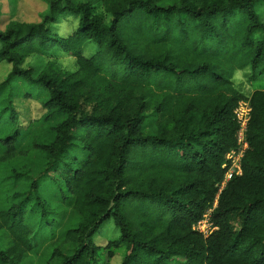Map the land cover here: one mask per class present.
<instances>
[{
    "label": "trees",
    "instance_id": "obj_1",
    "mask_svg": "<svg viewBox=\"0 0 264 264\" xmlns=\"http://www.w3.org/2000/svg\"><path fill=\"white\" fill-rule=\"evenodd\" d=\"M42 1L39 22L12 11L4 23L0 3V64L13 67L0 82V165L10 168L0 184L12 185L0 208V264H31L60 227L64 212L42 197L49 183L75 221L45 264H111L119 253L120 264H264V90L246 96L234 82L244 70L252 82L264 77V0ZM67 15L79 25L63 37L54 27ZM59 53L76 69L49 60ZM18 81L27 94L13 93ZM31 91L42 95L52 139L21 147L33 125L19 123L16 101ZM241 102L251 107L249 148L206 237L193 227L239 149ZM41 156V174L19 164ZM109 221L120 237L97 246Z\"/></svg>",
    "mask_w": 264,
    "mask_h": 264
},
{
    "label": "rangeland",
    "instance_id": "obj_2",
    "mask_svg": "<svg viewBox=\"0 0 264 264\" xmlns=\"http://www.w3.org/2000/svg\"><path fill=\"white\" fill-rule=\"evenodd\" d=\"M2 3V10H3V19L4 23H6L11 15V12L14 14V18L19 21H26V22H39L41 19V14L46 10L47 6L42 0H18L17 5L14 6L11 3V0H0ZM15 8V12L14 9ZM100 9V8H99ZM78 18L72 15H67L65 18L61 19L60 24L55 26V30L61 36L66 37L70 34L74 33L78 29ZM96 44L90 43L84 49V55L86 57H90L94 54L96 50ZM51 61L57 62L61 68L66 71H73L76 69L75 66V58L70 57L66 54L59 53L54 56ZM36 60L30 58L27 60L26 64L22 67L27 69L29 64L35 63ZM12 65L8 63L0 64V82L4 80L12 71ZM251 70H244L239 71L236 73L234 77V82L236 88L241 91L246 96H250L253 91L255 90H264V77L261 78L259 81L252 82L251 81ZM28 86L23 81H18L14 85L13 93L27 94L29 92ZM32 94L30 95L31 99H23L16 101L17 108L20 112L19 123L25 124V126L31 121L33 128L25 138V140L19 144L21 147H27L33 138H37L41 141H49L52 139V131L49 126L46 124L41 123L40 118L43 114V109L41 107V94L38 91H31ZM6 97L0 100V110L4 107L3 105L6 104ZM11 126L7 124L5 130H9ZM21 133L26 132L27 128L24 130L20 129ZM36 165L40 173L43 170V160L41 158L37 159L35 162L22 161L19 160V164H30ZM9 167L1 166L0 165V176L6 175ZM39 172V171H38ZM38 174V175H39ZM12 185H7V188L0 184V208L4 205L6 201V196L9 193V190ZM58 194L57 191L53 188V186L49 183L48 185H44L42 189V197L44 200H48L51 204V208L56 210L59 213L64 212V220L61 222L59 228H57L55 235H49L47 241L42 245V248L34 254L32 257L31 264H45V261L48 259L50 248L53 244L57 241L59 242L62 238L64 231L73 225L75 221V217L73 216L72 210L68 207L65 203H61L60 200L57 198ZM5 198V199H4ZM120 237V233L118 229H116L113 221L107 222L101 229L100 233L94 238V242L97 246H106L110 241L118 239ZM121 253L117 254V256L111 261V264H120L121 262ZM104 259V257H103ZM30 263V262H29Z\"/></svg>",
    "mask_w": 264,
    "mask_h": 264
},
{
    "label": "built area",
    "instance_id": "obj_3",
    "mask_svg": "<svg viewBox=\"0 0 264 264\" xmlns=\"http://www.w3.org/2000/svg\"><path fill=\"white\" fill-rule=\"evenodd\" d=\"M251 107L247 102H241L239 107L235 111L236 120L239 125V130L237 133V143L239 149L233 150L227 156V161L223 165L224 169H227L225 178L221 184L218 185V195L213 204V207L206 213L204 218L199 221L193 229L204 236H209L218 228L211 222V214L216 209L219 196L222 191H224L228 181H230L233 176L242 174V158L244 153L248 150L249 144L246 139V132L248 128V123L250 121Z\"/></svg>",
    "mask_w": 264,
    "mask_h": 264
}]
</instances>
